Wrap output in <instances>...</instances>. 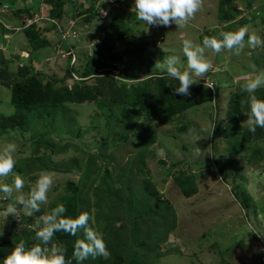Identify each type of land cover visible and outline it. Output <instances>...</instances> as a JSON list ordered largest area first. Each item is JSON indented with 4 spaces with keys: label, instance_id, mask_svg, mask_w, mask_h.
<instances>
[{
    "label": "rangeland",
    "instance_id": "374dc122",
    "mask_svg": "<svg viewBox=\"0 0 264 264\" xmlns=\"http://www.w3.org/2000/svg\"><path fill=\"white\" fill-rule=\"evenodd\" d=\"M3 1L10 4L12 11L2 13V18L16 26H21L30 15L24 11L25 16L18 18L16 9L39 7V0ZM88 1L68 0L64 8L70 19L60 20L58 29L51 27L47 11L43 9L35 24L41 36L52 42L44 48L30 50L31 42L23 30L0 27V67L6 69L0 75V114L15 111L11 103L12 83L22 75L19 68L24 64H30L32 72H42V79L56 77L55 83L59 86L83 84L82 80L95 78L94 75L85 78L81 73L93 49L104 41L108 24L115 19L117 27L128 31L122 37L121 34L113 36L115 49L142 48L143 56L154 60L152 69L157 72L161 71L155 68L156 62L172 54L179 55L182 65L187 66L182 52L183 39L202 45L207 34L219 38L220 32L235 31L244 25H250V32L264 39V0H233L232 7L238 6L240 11L234 12L230 20L220 15L221 2L224 8L230 6L226 0H203L202 9L183 28L175 23L167 27L148 26L137 20L134 0H117L121 2L119 7L111 2L100 7V0H93L100 9L98 15L91 22L79 25L75 15L91 5ZM122 18L128 20L124 22ZM126 34L128 37L124 40ZM205 54L214 64L211 75L220 87L219 105L238 93L259 70H264V49L261 48L246 47L240 56L227 49L219 53L206 49ZM128 60L126 54L124 61ZM253 64L255 69L250 67ZM69 70L72 77L61 80ZM113 72L120 80L131 82L125 78L130 74L129 69L124 74L118 69ZM140 80H133L134 85L138 86ZM151 87L156 90L157 85ZM243 101H247L245 97ZM243 101L240 111L245 113L249 105L245 106ZM37 110L43 115L34 114L24 132L19 128L9 129L0 135V148L8 142L17 146V163L12 175L0 177V183L8 184L15 175L23 177L24 188L14 196L27 194L43 172L55 177L48 203L41 205L43 212L31 215L35 221L26 222L28 215L23 207L16 205L17 214L24 221L22 226L30 224L34 235L42 227L40 218L63 204L62 196L73 195L68 185L73 182L79 188L84 186V191L90 189L87 197L91 207L86 210L82 200L80 206L84 207L80 212L89 213V226L103 234L109 252L107 259L90 256L77 264L100 261L113 264L117 254L125 255L126 261L135 253L142 264H264V140L237 147L232 139L220 137L215 147L212 135L219 121L216 102L200 104L178 117L142 115L134 119L133 130L116 127L125 112H121L122 107L108 91L83 103L44 106ZM47 111L52 114L47 116ZM225 115L227 112L223 110L220 116L227 124ZM246 119L247 116L241 119L242 126H246ZM102 132L107 138L103 150L98 146ZM137 132L145 139L137 138ZM149 137L152 138L149 140ZM53 140L58 144H52ZM198 148L205 153L204 157L194 156ZM159 160H164L165 168ZM132 164L134 178L130 179L127 173ZM18 166L25 170L20 172ZM177 177L182 178V185ZM185 187L192 190L190 195L184 194ZM131 197H138L139 201L134 202ZM6 213V207L0 208V235L12 239L18 227ZM171 226L174 227L170 230ZM78 234L79 239H84L83 230ZM140 243L147 246L142 247ZM133 247L137 248L136 252L130 251Z\"/></svg>",
    "mask_w": 264,
    "mask_h": 264
},
{
    "label": "trees",
    "instance_id": "16d2710c",
    "mask_svg": "<svg viewBox=\"0 0 264 264\" xmlns=\"http://www.w3.org/2000/svg\"><path fill=\"white\" fill-rule=\"evenodd\" d=\"M40 1L41 0H39V2ZM67 1L68 0H48V5L46 6L51 17L62 20L64 16H67V9L64 8ZM89 1L91 2L89 8L75 15L77 18V24L79 25H82L85 21L91 22L94 20L96 15H98L97 10L99 11V8L97 9L95 7L93 0ZM226 1L228 4H230V6L224 8L221 2L220 15L223 19L230 20L234 17V12H239L240 10L237 8L238 6L232 7L234 5L233 0ZM31 8H20L16 10V16L20 18L22 15H24V11L33 16L35 10H37L38 7ZM83 13H86L85 17L81 16ZM127 20V18H122V21L124 22ZM116 24V19L112 20V22L108 24L106 28L107 34L104 38V41L93 49L91 56H88V62L81 74L85 78L94 75L93 77L95 78L91 79L90 81H86L84 79L82 80L83 84H74L73 86H69L68 84L64 83L59 86L55 83L57 81L56 77L48 76L47 79H42V72H32L30 69V64H24L21 66L19 71L22 73V75L19 79H15L12 83L11 103L13 104L15 111L11 114H0V135L4 134L9 129L15 130L19 128L24 132L28 127V122H32L34 114H37L38 116L43 115L42 112H37V109L41 107L51 106L54 108L59 106L62 107L67 103H83L87 100L95 99L98 94L108 91L114 95V100L122 107L123 110H121V112H125L124 117L119 122L120 124L116 125V127L124 126L125 128L133 130L134 119H138L142 115L145 116V118L161 116L178 117L181 113L195 106L214 101L216 102L217 108L216 118L219 117V121L216 123L212 135L215 147L216 145H219L217 139L220 137L232 139L234 146L236 145L237 147L238 145L241 146L243 143L253 144L259 140H264V128L257 127L255 133H253L248 130L247 126L241 125V119L246 116L244 112L240 111L244 97L245 101L247 100L246 102L243 101L245 106L249 105L248 94L246 92L242 91V89H239L238 93L227 98L224 103L221 102V105H219L217 97L220 96V87L211 75V78L214 81L215 90L212 88H206L204 85L197 83L191 86L190 95H175L174 87L178 86L179 82L173 78L167 77L166 73L157 72L156 70L154 71L152 69V62L154 60L152 58L144 57L142 48L133 49L129 47L123 51H118L115 49V41L113 36L116 34H121L122 37L123 32L128 33L124 26L123 30L120 26L117 27ZM51 27L58 29V26L55 23H52ZM38 29L39 28H37V24L34 23L24 30L29 41L31 42L30 50H37L52 44V42H50L46 36H41V30L39 31ZM47 29L51 28L49 27ZM201 35L205 34L201 33ZM207 36L211 37L208 34ZM126 37H128V34L123 37L124 40H126ZM204 37L205 36H203V38ZM126 54L129 57L128 61H124ZM7 61L8 60H5V62ZM70 61L71 59L69 62ZM116 69H118L121 74L126 73L129 69L130 74H127L125 78H129L131 82L127 83L124 80L117 78V75L113 72ZM5 70L0 67V75H2V72ZM161 76H163L162 79L160 78ZM67 77H72L70 70L65 74L64 77L61 78V80L64 81ZM143 77H148L146 78L148 80L142 79ZM133 80H140L141 83L138 86L134 85ZM152 85H157L156 90L152 89ZM255 95L257 98L264 100V87L257 89ZM241 96L242 101H240ZM223 110L227 112V115L224 117L228 120L227 124L225 123V120L222 119V116H220ZM46 114L47 116H50L52 111H47ZM131 114L133 116L130 118L127 124H124V121L127 120ZM222 126L225 128H222ZM110 129H113V127ZM148 129L151 130V127ZM110 131L112 132V130ZM111 132L108 131L106 133L111 134ZM101 134L102 138L98 140L100 141V145L98 146L103 150L105 149L104 147L106 146L107 138H105L103 132ZM135 135L139 139H145V136H143L140 132L135 133ZM125 137L127 136L125 135ZM150 138L152 137H149V140ZM52 144L56 145L58 143L57 141L53 140ZM135 150L136 149H134V152ZM158 162L161 163V165L165 168L166 163L164 160H159ZM39 165L43 169H46V165L43 163H40ZM133 168L134 166L132 164L129 167V172L127 173L130 179L134 178L132 177ZM18 170L23 172L25 169L18 166ZM221 171L223 172L224 169L222 168ZM177 181L179 184H183L181 177H177ZM128 184L130 185V182H128ZM68 185L72 190L73 195H64L61 197L63 205L67 209L63 215L66 217L75 218L81 213L80 211L85 205L86 210L91 207L90 199L87 197L90 195V189H85L84 191V186L83 188H79L78 186H74L73 182H69ZM183 191L185 195H190L192 193V190L186 187L183 188ZM119 195L121 196V194ZM82 200L84 206H82L83 204L80 206ZM130 200H135L134 202L139 201L138 197H131ZM3 202L4 201L2 200V203ZM0 208L4 209L5 206L1 204ZM42 212L43 209L40 208L39 215ZM12 218H14V224L17 225L18 230L15 232V235L12 237V239H6L4 234L0 235V264H3L4 258L11 253L15 244L20 240L27 241V246L29 247L35 244H42V242L37 239L36 235H34L32 230L33 228L30 226V224L22 226V222H24L23 219L20 218L21 220H18L13 216ZM25 220L26 222L31 223L35 221V217L27 216L25 217ZM173 227L174 226H171L170 230ZM78 239V233L76 236H72L68 233L60 231L54 234V237L49 245L42 244V246L51 247L54 242L58 241L62 247L67 249L66 259L71 260L72 264H77V261L73 258L72 254L74 251V244ZM140 244L142 247L147 246V244ZM132 249L130 251L136 252L137 250V248H134L135 250ZM143 254L147 255L145 253ZM124 257L125 255L123 256L122 254H117L115 257L116 261L113 264H142V262L136 258V253L131 256V258H127L126 261ZM96 264L107 263L105 261H100L99 263L96 262Z\"/></svg>",
    "mask_w": 264,
    "mask_h": 264
},
{
    "label": "clouds",
    "instance_id": "9594fccd",
    "mask_svg": "<svg viewBox=\"0 0 264 264\" xmlns=\"http://www.w3.org/2000/svg\"><path fill=\"white\" fill-rule=\"evenodd\" d=\"M94 1L99 2L98 0ZM88 2L91 4L90 1ZM107 2L110 1L100 0V7ZM7 4L9 5V11L4 14L12 11L10 4ZM134 6L136 19L145 22L148 26L167 27L175 23L178 28H183L202 9L203 0H134ZM115 7L118 6L115 5ZM85 15L86 13L81 14L83 17ZM23 16L25 14L21 17ZM5 21L10 23L6 19ZM0 27L2 26L0 25ZM26 28L21 30L24 31ZM246 47L252 50L264 49V39L256 32H250V25L241 26L235 31H222L219 33V38L217 36H205L202 45L194 43L191 39H183L182 52L187 58V66L182 65L179 55L172 54L162 61L158 60L155 68L179 82L178 86L174 87L175 95L188 96L190 95L191 86L199 83V80L206 75L211 76L213 72L211 69H213L214 64L206 57V49H211L216 53L221 52L222 49H227L233 52L234 55L240 56ZM250 67L256 68L254 64ZM160 78L162 79L163 76ZM204 86L215 90V86L208 84L206 80ZM261 87H264V70H259L254 78L247 80L242 85V91L248 94L249 101V111L244 113L247 116L246 126L253 133H255L257 127L264 128V100L257 98L254 94ZM16 151L17 146L13 142H8L0 148V177L12 175L17 163ZM204 155L205 153H202L199 148L194 152V156L197 158L204 157ZM54 183V175L50 172H43L27 194L18 196H14V193L22 192L25 185L23 177L15 175L11 184L0 183V193H3V196H0V202L2 200L3 203L10 201L5 206L7 209L6 215L19 220L20 216L17 214L16 205L23 207L25 214L28 216H31L34 212H39L41 205L48 203V193ZM66 211L67 209L63 204H58L49 213L43 215L40 218L42 227L36 232L37 239L43 245H49L56 232L62 231L76 236L78 232L83 230L84 239L76 240L72 254L73 258L78 262H83L90 256L92 258L103 257L107 259L109 252L103 234L89 226V213L81 212L73 218L64 216L63 214ZM42 244L29 247L27 241L20 240L15 244L11 253L4 258L3 264H72L71 260L66 259L67 249L60 246L61 244L58 241L54 242L51 247H43Z\"/></svg>",
    "mask_w": 264,
    "mask_h": 264
},
{
    "label": "built area",
    "instance_id": "2783aa9c",
    "mask_svg": "<svg viewBox=\"0 0 264 264\" xmlns=\"http://www.w3.org/2000/svg\"><path fill=\"white\" fill-rule=\"evenodd\" d=\"M111 3H113L116 6H120L121 2L117 1V0H109ZM48 0H41L39 2V7L37 8L35 14L33 16H29L28 18H25L23 24L21 26H16L14 24L11 25V23H7L1 16L2 13H6L7 11H9V5L7 3H4L0 0V24L3 27V29H7V30H21L24 29L26 27H28L29 25L33 24L34 22H36L40 16L42 15L43 9H45L47 11V16L49 17L51 23H55L58 25V22H61L60 19H56L51 17V15L48 13L47 10V4ZM64 18H68V16H64ZM63 18V19H64ZM70 19V18H68ZM72 20V19H71ZM75 21V20H74ZM14 25V26H13ZM161 40L163 39V36L160 37ZM205 80L207 81L208 84H212L214 85V81L211 78V76L206 75L204 78H201V80H199V83H201L202 85L205 84ZM262 253H263V262H264V246L262 248Z\"/></svg>",
    "mask_w": 264,
    "mask_h": 264
},
{
    "label": "water",
    "instance_id": "95a60500",
    "mask_svg": "<svg viewBox=\"0 0 264 264\" xmlns=\"http://www.w3.org/2000/svg\"><path fill=\"white\" fill-rule=\"evenodd\" d=\"M5 203H6V204L9 203V201H6Z\"/></svg>",
    "mask_w": 264,
    "mask_h": 264
},
{
    "label": "crops",
    "instance_id": "0c3cea01",
    "mask_svg": "<svg viewBox=\"0 0 264 264\" xmlns=\"http://www.w3.org/2000/svg\"><path fill=\"white\" fill-rule=\"evenodd\" d=\"M215 71V70H214Z\"/></svg>",
    "mask_w": 264,
    "mask_h": 264
}]
</instances>
